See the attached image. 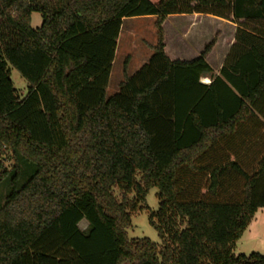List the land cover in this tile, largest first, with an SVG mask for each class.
I'll list each match as a JSON object with an SVG mask.
<instances>
[{"label": "trees", "instance_id": "obj_1", "mask_svg": "<svg viewBox=\"0 0 264 264\" xmlns=\"http://www.w3.org/2000/svg\"><path fill=\"white\" fill-rule=\"evenodd\" d=\"M191 13L240 26L219 74L215 38L166 54V17ZM145 15L154 53L107 97L123 21ZM0 158V264H264L234 252L264 208V0H0ZM151 188L161 244L127 232Z\"/></svg>", "mask_w": 264, "mask_h": 264}, {"label": "crops", "instance_id": "obj_2", "mask_svg": "<svg viewBox=\"0 0 264 264\" xmlns=\"http://www.w3.org/2000/svg\"><path fill=\"white\" fill-rule=\"evenodd\" d=\"M133 19H143L147 20L150 23L154 24V34L153 41H148L145 38L146 24L139 25L138 27L129 25L127 27L128 41L123 47V50L128 54L134 53V56L130 59L128 68L130 64L137 60L138 69L145 63L148 62L151 55L154 53V50L150 46H154L157 42L156 40V27L155 22L157 16L155 15H145V16H136L130 17ZM125 18L123 21V26L121 29L120 36L118 38L117 53L120 48L121 39L123 36V27L125 25ZM239 24L236 23L232 18L225 19L212 14H203V13H191V14H171L168 15L164 21L163 28L165 31V51L166 54L172 60H191L196 58L204 50L205 46L211 42L214 38L216 43L210 53L207 56L208 62L211 64L214 74H219L221 68L223 67L226 57L229 53L231 46L235 43L236 31L239 28ZM137 37L142 40V46L136 41ZM148 43V44H147ZM136 50V51H135ZM138 50V51H137ZM145 55L141 57V55ZM137 56V57H135ZM115 57V59H116ZM115 61V60H114ZM114 65V62H113ZM137 69V70H138ZM136 70V71H137ZM135 71V72H136ZM134 72V73H135ZM129 75L131 73L130 69L128 70ZM113 69L111 73L112 79ZM124 79V72L122 78L116 80V89L119 91L120 84ZM203 83H210L211 77L204 76L201 78ZM110 84V83H109ZM109 86V85H108ZM261 212V214H259ZM260 215H264V208L259 209L255 214V217L248 229L252 228L255 231L249 230V236L253 238L257 237V232L259 226L262 224ZM248 229L246 231H248Z\"/></svg>", "mask_w": 264, "mask_h": 264}, {"label": "rangeland", "instance_id": "obj_3", "mask_svg": "<svg viewBox=\"0 0 264 264\" xmlns=\"http://www.w3.org/2000/svg\"><path fill=\"white\" fill-rule=\"evenodd\" d=\"M42 16L40 13L35 12L32 14V27L37 28L40 27L42 24ZM144 25L146 24V31H145V38L148 41L154 40V24L150 23L149 21H145L143 19H133L128 18L125 20V25L123 27V36L122 41L120 44L119 51L117 53V57L114 61L113 65V75L112 79L109 82V86L107 88V97L112 96L118 90L116 89V80L122 78L123 72H124V61L129 58L130 59L134 56V53L128 54L126 51L123 50V47L126 45L128 41V33L127 27L130 25ZM156 40H157V30H156ZM140 46H142V40L137 37L136 40ZM148 44V43H147ZM136 51V50H135ZM138 51V50H137ZM145 55H141V57H144ZM137 57V56H135ZM129 65V64H128ZM128 70L130 69L131 73H134L138 68L137 60H134ZM10 73H11V79L13 81L14 88L16 89L18 95L21 98H24L28 94V88L29 83L28 81L23 77V75L13 66H10ZM10 165L11 163H7V165ZM22 174L20 176V179L18 180V185L21 186L27 178L33 173L35 167L29 163L23 162L22 163ZM10 178L6 179L2 185H0V205H2L5 201V197L7 196V193L10 191ZM158 189L157 188H151L147 194L146 202L148 205V209L135 211L132 214L131 217V226L128 228V236L129 238L135 239V238H149L152 241L156 242L157 244H161V239L159 237L158 231L155 228L154 225L150 223L149 217L150 213L152 211H157L159 209V199H158ZM144 206V205H143ZM261 214V212L259 213ZM262 218V224L257 229V237L253 238V236H249V230L255 231L252 228L248 229V231H245L243 236L240 238V240L237 242L236 248L234 249L235 254H246L249 255L252 252H259L262 255H264V215H260ZM82 222V223H81ZM79 223V227L82 230H86L88 227V222L86 220H82Z\"/></svg>", "mask_w": 264, "mask_h": 264}, {"label": "built area", "instance_id": "obj_4", "mask_svg": "<svg viewBox=\"0 0 264 264\" xmlns=\"http://www.w3.org/2000/svg\"><path fill=\"white\" fill-rule=\"evenodd\" d=\"M0 160H1V158H0Z\"/></svg>", "mask_w": 264, "mask_h": 264}, {"label": "bare ground", "instance_id": "obj_5", "mask_svg": "<svg viewBox=\"0 0 264 264\" xmlns=\"http://www.w3.org/2000/svg\"><path fill=\"white\" fill-rule=\"evenodd\" d=\"M82 223V222H81Z\"/></svg>", "mask_w": 264, "mask_h": 264}]
</instances>
